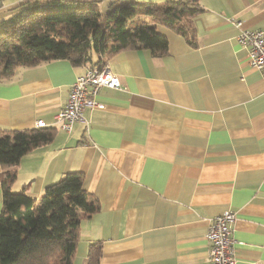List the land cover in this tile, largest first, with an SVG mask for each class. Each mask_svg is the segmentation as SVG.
I'll return each mask as SVG.
<instances>
[{"label":"crops","instance_id":"1","mask_svg":"<svg viewBox=\"0 0 264 264\" xmlns=\"http://www.w3.org/2000/svg\"><path fill=\"white\" fill-rule=\"evenodd\" d=\"M24 1L0 0V19ZM112 1L98 0L99 11ZM198 6L189 19L194 46L157 25L167 52L111 56L120 88H102L103 108L86 109L69 130L53 115L90 65L56 59L0 79V129L34 128L36 120L56 127L49 143L8 167L11 190L39 198L46 185L80 171L100 202L80 221L71 264H86L92 242H100V264H208L205 234L225 210L235 216L238 261L264 264V81L236 38L240 29L264 30V0ZM1 202L0 184V209Z\"/></svg>","mask_w":264,"mask_h":264},{"label":"trees","instance_id":"2","mask_svg":"<svg viewBox=\"0 0 264 264\" xmlns=\"http://www.w3.org/2000/svg\"><path fill=\"white\" fill-rule=\"evenodd\" d=\"M0 19V79L18 66L56 59L72 65H102L125 49L167 52L164 26L194 46L189 19L201 11L198 0H113L101 13L98 0H25ZM95 55V60L93 56ZM55 126L0 129V264H71L83 218L100 209L83 187V173L69 171L46 185L39 198L24 189L12 191L8 167L35 147L49 143ZM100 242L89 243L86 264H100Z\"/></svg>","mask_w":264,"mask_h":264},{"label":"built area","instance_id":"3","mask_svg":"<svg viewBox=\"0 0 264 264\" xmlns=\"http://www.w3.org/2000/svg\"><path fill=\"white\" fill-rule=\"evenodd\" d=\"M232 22L239 25V21ZM239 45L246 50L248 64L258 70L264 81V30L240 29L237 33ZM121 81L108 64L90 65L77 75L69 87L67 101L53 115L54 122L62 129L69 130L76 121H84L86 109H101L104 104L96 96L102 88H120ZM44 126L36 120L35 127ZM234 213L225 210L214 216L208 225L205 238L208 242V264H241L236 255L238 243L232 235Z\"/></svg>","mask_w":264,"mask_h":264},{"label":"rangeland","instance_id":"4","mask_svg":"<svg viewBox=\"0 0 264 264\" xmlns=\"http://www.w3.org/2000/svg\"><path fill=\"white\" fill-rule=\"evenodd\" d=\"M121 2L122 1H126V0H120ZM137 1H151V0H137ZM156 2H158V4H163L166 0H154Z\"/></svg>","mask_w":264,"mask_h":264}]
</instances>
